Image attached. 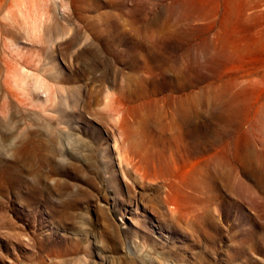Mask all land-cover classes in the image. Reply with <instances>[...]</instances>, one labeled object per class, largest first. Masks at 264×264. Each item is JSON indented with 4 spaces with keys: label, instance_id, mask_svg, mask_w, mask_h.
<instances>
[{
    "label": "rangeland",
    "instance_id": "1",
    "mask_svg": "<svg viewBox=\"0 0 264 264\" xmlns=\"http://www.w3.org/2000/svg\"><path fill=\"white\" fill-rule=\"evenodd\" d=\"M0 264H264V0H0Z\"/></svg>",
    "mask_w": 264,
    "mask_h": 264
},
{
    "label": "bare ground",
    "instance_id": "2",
    "mask_svg": "<svg viewBox=\"0 0 264 264\" xmlns=\"http://www.w3.org/2000/svg\"><path fill=\"white\" fill-rule=\"evenodd\" d=\"M145 260H146V258H145Z\"/></svg>",
    "mask_w": 264,
    "mask_h": 264
}]
</instances>
